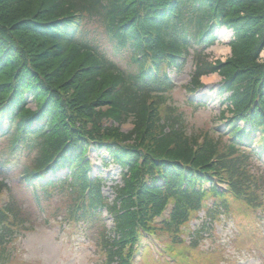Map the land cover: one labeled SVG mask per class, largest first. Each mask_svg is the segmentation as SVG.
<instances>
[{
	"label": "trees",
	"instance_id": "16d2710c",
	"mask_svg": "<svg viewBox=\"0 0 264 264\" xmlns=\"http://www.w3.org/2000/svg\"><path fill=\"white\" fill-rule=\"evenodd\" d=\"M225 25L233 31L231 55L212 62L205 49L215 44V27ZM261 51L264 0H0V142H7L0 150V194H9L0 205V264L10 259L14 231L31 225L18 194L44 220L51 199H67L61 218L87 219L91 234L101 233L106 264H131L141 230L169 203L167 229L177 232L206 197L194 187L207 175L227 181L229 192L213 189L224 208L259 205L264 175L252 159L264 157ZM188 58L187 93L212 73L222 77L220 93H231L224 133H187L181 114L164 129L169 123L159 116L160 104L173 88L167 70L181 72ZM127 121L133 127L124 132ZM89 141L126 169L112 201L100 180L87 175ZM61 168L71 171L51 176ZM101 207L113 218V236Z\"/></svg>",
	"mask_w": 264,
	"mask_h": 264
},
{
	"label": "rangeland",
	"instance_id": "374dc122",
	"mask_svg": "<svg viewBox=\"0 0 264 264\" xmlns=\"http://www.w3.org/2000/svg\"><path fill=\"white\" fill-rule=\"evenodd\" d=\"M215 36H217V43L205 52L212 62L217 59L224 61L229 56L230 47L228 43L233 36L230 30H224L223 28L218 29L215 32ZM188 60V63L177 77L172 72V77L176 84L173 91L167 95L168 100L164 104L166 105L165 112L173 115V118H177L178 113L181 114L183 116L181 119L182 126L187 133L197 134L202 131L214 130V128L217 130L220 128L224 131L225 125L221 124L223 121L220 123L218 115L220 110L225 108L222 99L226 95L220 98L216 92L221 81L220 76L211 74L203 77L202 81L205 87L199 89L195 94L194 99L198 101L202 99L207 103V106L203 107L188 103L185 99V93H183V86L189 81L191 60ZM28 106L35 108V104L31 100H29ZM131 127L132 123L129 121L121 125L123 131H129ZM255 134V137L258 138L259 134ZM6 144L7 142L2 140L0 142V150ZM254 146L257 147L256 145ZM89 157L94 164L93 173L101 175L104 179V194L112 200L115 195L113 189L111 190V186L121 183L119 166L110 162L107 154L102 149L90 151ZM105 163L109 164L106 165ZM2 164L6 167L10 166L8 163ZM252 165L257 170L264 171V165L259 157H253ZM16 173L14 171L10 173V184L15 185ZM58 173H65V170L58 171ZM13 195H16L15 192H13ZM19 196H21L20 200L18 199ZM16 197L21 207L27 210L29 224L31 225L28 228L21 229L18 236L16 234L12 235L13 239L8 241L12 251L7 264H100V235H91L84 230L85 228H81L73 224V222L67 227L65 226L67 224L66 221H58L60 213L64 211L62 201L67 199L57 197V199L49 201L50 204L47 205L46 215L50 217L51 221L43 225L39 219L38 212L32 209L30 199L26 195L22 196L21 194L16 195ZM236 206L240 207L238 210L244 215L238 214ZM243 209H245L244 206L236 203L232 204L229 210L231 216L226 214L227 216H224L222 223H218L217 231H215V233L222 235V242L215 245L212 244V241L218 238L205 241L203 246L217 247H213L203 257H199L196 253V264H264V217L257 218L259 227H253L252 216L248 215ZM107 223L110 226V220ZM193 223L191 222L190 225L194 226ZM220 229H223V232ZM166 235L162 233L160 240H166ZM158 240L152 237L147 240L151 245V255H157V251L160 249ZM149 252L148 248L143 252V264L148 263L147 256ZM170 259L174 260L173 258Z\"/></svg>",
	"mask_w": 264,
	"mask_h": 264
}]
</instances>
